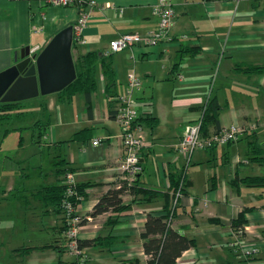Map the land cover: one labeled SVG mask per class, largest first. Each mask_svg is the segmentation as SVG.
Listing matches in <instances>:
<instances>
[{
    "label": "crops",
    "instance_id": "1",
    "mask_svg": "<svg viewBox=\"0 0 264 264\" xmlns=\"http://www.w3.org/2000/svg\"><path fill=\"white\" fill-rule=\"evenodd\" d=\"M155 2L100 0L83 30L82 42L71 46L73 62L88 52L104 56L108 42L121 34H143L154 29ZM107 3L112 6L106 7ZM172 6L175 18L169 42L133 46L112 53L106 60L114 73L110 90H106L110 79L99 66L88 102L82 93L74 94L70 100L52 93L34 102V123L47 125L37 143L55 147L61 146L56 143L68 141L64 143L68 148L63 156L67 166L73 169L78 184H91L85 188V198L77 208L84 221L78 238L99 237L102 241L82 249L86 264H145L147 256L140 234L147 214L161 213L162 198L146 201L141 196L124 194L123 204L130 205L126 211L117 216L110 211L90 216L98 198L121 180L118 164L123 148L121 129L114 120V96L125 93L127 75L135 73L141 86L132 94V107L138 113L143 138L138 185L167 193L169 176L180 173L188 183L185 193L178 197L171 226L193 237L195 245L174 264H264V189L231 184L246 176L264 175V165L247 157L251 140L264 153V72L248 73L239 68L264 65V0H172ZM76 17L73 7L44 5L36 0H0V72L19 62L25 47L38 46L39 52L58 31L72 26ZM183 48H192L194 53L180 57ZM211 98L220 106L218 128L236 124L242 134L234 143L196 151L187 163L177 145L185 126L201 119ZM62 103L67 110L59 108ZM75 133L81 135L73 139ZM94 140L99 143L93 145ZM19 168L17 180L8 176V194L4 191L2 198L16 199L22 208H33L37 216L48 217L49 225L42 230L51 232V241L33 246L48 245L38 250L51 251L49 256L57 258L56 264H73L63 248L61 214L44 206L32 193L55 181L51 169L40 170L32 178L22 172V166ZM243 210L245 222L235 230L232 221ZM109 218H115V222L108 224ZM107 240L111 244L106 245ZM234 240L235 252L228 245ZM24 247L32 246L14 249L15 255L27 258L32 251L25 254ZM244 250L252 253L244 257ZM67 254L69 258L63 259ZM37 257L36 261L43 258Z\"/></svg>",
    "mask_w": 264,
    "mask_h": 264
},
{
    "label": "trees",
    "instance_id": "2",
    "mask_svg": "<svg viewBox=\"0 0 264 264\" xmlns=\"http://www.w3.org/2000/svg\"><path fill=\"white\" fill-rule=\"evenodd\" d=\"M74 42L72 41V45ZM194 53L192 48H183L180 50V57L183 55ZM111 55V54H110ZM102 56L95 52H88L83 56H80L74 61L75 79L66 86L60 92H57L58 98L62 100H70L76 93H82L86 101L90 99V95L95 88V76L96 70L100 66L104 75L110 79L106 86V90H110L113 84L114 73L111 69V65L106 60L109 56ZM244 72L248 73H260L264 72L263 66H239ZM21 101L19 102H6L0 103V123L7 122L11 117L21 118L24 115L22 111ZM220 106L215 98H211L205 108L203 109L201 116L200 134L201 137H207L213 132H217L218 128V111ZM139 117L136 119L138 123ZM147 120H153L147 117ZM38 124V140L45 135V128L47 125L42 124L41 121H37L34 125ZM83 132V131H82ZM81 132V133H82ZM81 133H75L73 139H76L77 135ZM65 142L56 143V145H62ZM230 144V143H228ZM227 145V144H226ZM57 147V146H55ZM217 146H212L205 150H212ZM247 157L248 160L264 165V153L256 141H249L247 144ZM53 163L51 168V174L54 177L53 182L45 184L32 191L37 200L44 204V206H51L57 213L62 216V232H65L67 227V221L65 217V210L63 202L69 201L73 207V214L78 215L77 208L82 200L85 198V188L91 186L89 183L78 184L75 180V184L70 187L71 193L67 194L68 186L65 183V177L67 173H73V169L68 167V162L63 158V155L55 153L53 156ZM242 183L248 187H257L264 189V175L246 176L240 180H233L231 184L233 186ZM188 183L183 173L176 176H169V191L167 193H161L156 190L146 189L138 185V175L132 182L127 180H117L114 184L103 193L97 200L90 212L91 217H96L105 212L110 211L116 216L121 214L130 208V205H124L122 202V196L124 194H130L134 197L141 196L142 199L149 201L155 198H162L164 203L161 213L158 215L147 214L144 224V230L140 234L142 240L143 252L147 256L145 264H174L175 261L181 256V254L187 249L195 245L194 238L188 234H183L171 226V217L175 214L177 203L173 205L175 194L179 191L185 193ZM178 202V200H177ZM246 210L241 211L237 218L232 221V227L237 230L241 228L245 222L244 213ZM79 216V215H78ZM115 218H109L108 224H113ZM84 223L80 217L79 224ZM65 238V237H64ZM101 238L92 240H80L77 239V246L79 249L86 247L98 246L101 244ZM109 241V242H107ZM105 241L106 245L111 244V240ZM65 242V239H64ZM50 246L45 245L41 247H24L23 253H30L33 250L46 249ZM66 249V246L63 247ZM67 251V250H66Z\"/></svg>",
    "mask_w": 264,
    "mask_h": 264
},
{
    "label": "built area",
    "instance_id": "3",
    "mask_svg": "<svg viewBox=\"0 0 264 264\" xmlns=\"http://www.w3.org/2000/svg\"><path fill=\"white\" fill-rule=\"evenodd\" d=\"M20 1V0H13ZM27 2L33 0H24ZM44 5L58 7H73L77 11L75 23L72 25V41L82 42V33L91 18V12L94 8H98L100 0H36ZM106 7L112 6L105 4ZM152 14L157 19V24L154 29L140 34L128 32L119 35L117 38L110 40L104 51V56L112 53L129 49L133 46L150 47L160 43L169 42L171 40L170 30L172 28L175 14L172 6V0H156L152 6ZM141 86L140 78L133 72L127 75V88L125 93L114 96L116 103L114 120L119 125L120 142L123 148V156L118 164V170L121 174V180L132 182L141 172L139 161V153L143 146V138L141 129L136 123L138 117L137 111L132 107V94L139 90ZM201 119L194 123L187 124L180 137L177 145V151L184 157L186 162L198 150H205L212 146H221L228 143L236 142L242 134V129L231 124L228 127L219 129L217 132L211 133L207 137H201L200 134ZM99 140H94L93 145H97ZM65 183L68 186L67 194L70 195V187L75 184L73 173H67ZM180 192L175 194L173 205L177 203ZM67 227L64 232L65 246L67 252L72 256L73 264H86L87 257L77 246L78 232L81 227L79 224L80 216L73 214V207L69 201L63 202ZM235 233L233 232V235ZM229 248L234 252L237 250L236 240L230 242ZM252 251L244 250L241 254L244 257L249 256Z\"/></svg>",
    "mask_w": 264,
    "mask_h": 264
},
{
    "label": "rangeland",
    "instance_id": "4",
    "mask_svg": "<svg viewBox=\"0 0 264 264\" xmlns=\"http://www.w3.org/2000/svg\"><path fill=\"white\" fill-rule=\"evenodd\" d=\"M45 96L47 95H38L21 101L24 115L20 119L11 117L7 122L0 123V264H32L33 261L34 264H56L57 262V258L53 260L49 256L53 253L48 250H33L27 258L15 255L16 248L51 241V232L42 230L43 226L49 225V220L46 216H37L33 208H22L21 203L16 199L2 198L4 191L6 195L8 194V176L13 175L17 180L21 171L20 166L23 168V173L30 174L28 177L34 178L39 175L40 170L46 171L52 168L55 153L63 156L67 153L66 144L47 147V143L40 146L37 143L39 127L34 125L37 113L34 102H41L46 98ZM61 107L64 110L68 109L64 103L59 104V108ZM44 142L47 141L44 139ZM54 254L57 255V252ZM36 256L43 258L36 261L39 259L35 258ZM66 258H69L68 254L63 256V259Z\"/></svg>",
    "mask_w": 264,
    "mask_h": 264
},
{
    "label": "water",
    "instance_id": "5",
    "mask_svg": "<svg viewBox=\"0 0 264 264\" xmlns=\"http://www.w3.org/2000/svg\"><path fill=\"white\" fill-rule=\"evenodd\" d=\"M72 26L58 31L38 52L25 47L21 60L0 72V103L57 93L76 77L71 54Z\"/></svg>",
    "mask_w": 264,
    "mask_h": 264
}]
</instances>
